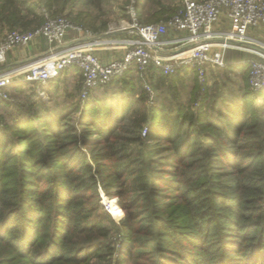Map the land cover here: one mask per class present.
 <instances>
[{
	"label": "trees",
	"instance_id": "trees-1",
	"mask_svg": "<svg viewBox=\"0 0 264 264\" xmlns=\"http://www.w3.org/2000/svg\"><path fill=\"white\" fill-rule=\"evenodd\" d=\"M108 1L0 0V31H31L39 27L44 22L43 8L82 22L91 16L85 8L101 11ZM149 2L159 7L151 11L150 24L167 21L179 9L167 12L164 0H144L140 9L136 8L140 24L149 12ZM226 62L228 66L240 60ZM61 76L54 79L56 85ZM172 77L153 68L148 80L158 90ZM137 79L146 93L142 79ZM111 84L117 87L121 84L124 93L133 90L128 78ZM100 91L103 96L99 98ZM111 91L116 90L108 85L98 87L88 95L84 107L64 113L51 114L47 105H39L42 111L20 105L12 123H0V240L8 244L13 256L36 264V257L45 255L33 250L43 247L39 243L42 230L49 227L55 243L51 249L46 248L50 256H45L43 263H88L90 256L82 255V249L72 243V237L91 235L85 239L86 243L108 236L104 222L109 217H95L99 208L93 198L98 197V184H101L106 190L122 187L121 195L131 200L130 204L122 205L127 212L123 222L126 235L118 264H181L189 253L188 246L199 236L205 237V233L209 234L208 238L218 239L221 249L228 248L219 256V259L227 258L220 264H238L235 257H230L239 252L237 244L246 251L243 258L237 257L243 259L239 263L251 258L250 264H264V90L253 92L252 97L249 89L239 100L224 99L221 104L214 101L207 105L208 96L202 88L196 94V108L180 106L167 111L141 107L133 112L127 108L130 102L114 100L117 99L114 94L111 95L114 101L109 102L106 97ZM257 101L262 104L256 105ZM134 111L139 116L130 125L134 136L122 137L121 126L131 119ZM75 112H80L79 125L72 121ZM123 140L129 144L165 145L152 147L148 157L142 153L129 163L130 151L126 143H121ZM22 144H26L24 149ZM86 148L97 151L88 155ZM120 155L126 158L118 160ZM174 160L180 167L195 171L187 173L189 178L183 184H192L194 205L190 208L195 207L196 218L192 211L184 223L162 215L170 210V203L155 199L164 194L159 185L168 182L165 170L170 169L167 172L172 175L180 170ZM217 165L230 166L241 179L227 187L215 178L222 175L215 172ZM157 167L164 171L155 170ZM125 178H128L126 182ZM240 186L243 193L233 197L216 191L230 192ZM216 204L230 214L224 216L217 211ZM213 216L223 223L217 221L216 229L210 234ZM239 240H251L253 244L246 247Z\"/></svg>",
	"mask_w": 264,
	"mask_h": 264
},
{
	"label": "rangeland",
	"instance_id": "rangeland-1",
	"mask_svg": "<svg viewBox=\"0 0 264 264\" xmlns=\"http://www.w3.org/2000/svg\"><path fill=\"white\" fill-rule=\"evenodd\" d=\"M143 1L144 0H109L101 11L85 8L84 11H89L91 16L82 22H76L74 21V18L68 19L76 25H81L93 31L94 36L97 39L105 40L109 38H122V36H119L118 34H121L122 32H128L126 30L128 29V27H121L126 25L128 22L132 24V18L130 14L131 10L136 8L139 10ZM180 4L181 0H164L163 5L165 6L164 8L167 12H172L173 10L177 9ZM158 8L159 7H155L152 2L147 3V12H149L145 14L143 25H146L147 23L150 24L149 19L151 18V11H156ZM169 18L170 15L166 19L168 20ZM9 31L10 30L0 31V38ZM175 35V33L169 32L166 37L167 39H171V37H174ZM92 41L93 40H91V42ZM242 46L243 50L240 51L227 50L226 60H240V62L231 63L226 68L208 66L205 68V75L203 79H201L194 70L186 68L180 71L178 74H175L174 77L169 78L167 83L160 89H153L154 93L152 95L148 92L145 93L143 91L141 82H139L138 79L137 81L134 79L131 80L133 90L128 91L127 93H124L125 90H121L123 89V86L121 85L122 83L118 84L119 87H117L116 85L114 86L112 84L108 85V87L115 88L116 91H111V94L108 95L106 99H108L109 102L114 100L130 102L127 106V108L130 109V112H133L134 109H140L141 107H146V109L149 110L163 108L167 111H175L180 106L196 108L198 106L196 94L199 89L202 88L205 91L204 93H206L208 96L207 105L214 101H217L218 104H221L222 100L224 99L239 100L240 97H243V92H245L246 90L249 91L250 89L247 87L249 85L248 62L249 60L253 59V53L255 54L259 52L264 54V41L247 40V44ZM61 79L62 78H60V83L57 85L55 84L54 80L51 81V83H48V85H46L47 89L42 86H39L38 83H34L35 87H28L26 90H24L22 87L17 86V83H15L17 87H14L11 92V100L9 102H5L4 106L0 110V123H2L3 125L6 123H12L13 118L19 113L20 105H23L27 109H32L33 111H42L39 105H47L49 107V113L51 114L64 113L66 111L75 110L79 106L84 107L87 103V98H81V87L83 79L81 81V84H78L77 86L74 85L72 87L63 84ZM172 79H175V82L173 81V85L171 84ZM38 88L41 91L47 93L41 95L39 92H37ZM103 91L98 92L97 96L99 98L103 96ZM112 94H114V97H117V99L112 100ZM254 95L255 94L253 93L252 97H254ZM142 99H144L143 103L140 102V100ZM260 104H262L261 101L256 102V105ZM136 111H134L133 114L131 113V119L126 120V122L123 123V126H121L122 129L119 133L122 137L128 138L134 136L132 130L130 129V125L134 118H139V116L136 114ZM79 117L80 112H75L73 114L72 121L75 125H79ZM144 127H146V125H144ZM7 133L8 135H10L9 132ZM121 143H126L125 147L129 148L128 150L130 151V156L127 160L129 161V163H131L130 160L133 161L134 158L141 157L140 154L142 153L143 155L145 154L148 157L150 149H152V147H161L165 145L164 143H153L150 146L149 144L141 145V143L129 144L130 142H126L124 140ZM25 145L26 144H22V149H24ZM85 151L88 155H91L97 150L86 148ZM135 151L138 152L135 154ZM166 155L167 154H164V156ZM123 158H126L125 155H120L117 159L120 160ZM174 162H176L179 166L176 160H174ZM215 167V172L222 174H217L215 178H217L218 180L220 179V181H222V183H225L227 187H231L236 180L241 179V176H236L237 171L235 169L230 168V166L220 167L219 165H217ZM178 168L180 170L177 171L176 175H172L170 174L171 172H167L170 171V169L165 170L166 172L164 173V175L168 182H165L164 185H159L162 191H164V194L162 196H158L155 199L156 201L161 200L166 201L168 204L170 203L168 206L170 210L168 212L163 213L162 215L173 216L177 221L181 220L182 223H184L188 220L187 216H189L192 211H194V219L196 218L195 207L192 208L193 210L190 208L192 205H194V198L191 197L193 191V188H191L192 184L191 182L189 186V182H185V184H183V181L189 178L187 173H189L190 171H195L190 170L188 167L182 168L179 166ZM160 169L164 171V168L161 167H157V169L155 170ZM223 171L226 172L223 173ZM153 173L155 174L156 171H154ZM97 179H99V177ZM127 179L128 178H125L124 182H126ZM236 189L230 192L222 191L219 189H217L216 191L225 194L227 197L240 195V193H243L244 191L242 186L237 187ZM121 190H106L101 184H98V197L93 198L94 203H96L97 207L99 208V212H97L99 214H95V217L100 215H106L109 217L104 222L107 228L106 232L108 233V236L106 238H98L95 239L94 242L85 243V239L92 237L91 235H74L72 237V243L78 244L79 249L81 248L83 251L82 255H85L86 257L90 256L89 262L85 264H118V258L121 255V252L124 251L122 244L124 242V236L126 235L123 222L127 216V212L122 205H125L126 203H131V200H128L130 197H123L121 195ZM180 198L184 199L180 200ZM110 199L113 200L112 204L114 203V207H111V203H105ZM215 206L216 209H218L217 211L223 213L224 216H228L230 214V212L227 210H220L217 204ZM187 207H189V213L186 211ZM213 218L214 216L211 219V221L213 222V226L210 229V234H212L211 232H213V229H216L217 221H221V223H223L222 219L218 217L215 219ZM42 233L43 238L39 243H41L43 247L36 248L35 250H33V252L41 253L45 256H48L50 250L47 249L52 248L51 245L55 243V240L53 237H51L52 230L49 227L43 228ZM208 235L209 234L205 233V237L201 235L198 237V241L194 240L192 242L193 244H191L190 246L187 245L189 251L186 252L189 253H187V255L185 256L186 260H182L181 264H198V262H201V264H220L222 259H227L226 256H221V258L219 259V256L223 252L225 253L226 247L224 248V250L221 249L218 239H215V237L213 236L211 238H208ZM233 239L235 240V238ZM51 240L53 242L49 244ZM239 243L240 245H245L246 247L253 244L251 240H239ZM103 245L105 246L104 248H102L101 250H97ZM195 246L203 247L204 250H200V248H196ZM226 246L232 245L228 244ZM236 246L238 247L237 251L239 252H235L230 257H235L234 261L238 264H250L252 262L250 260L251 258L248 259V262L242 261L239 263V261L243 259L238 260L237 257L243 258V254H245L246 251L243 249V247H239V244H237ZM226 249L228 250V248ZM11 251L12 249L10 247L8 248V244L0 240V264H31L25 258H18L16 256H13ZM231 251L233 250L231 249ZM44 257H36L38 261L36 264H48V262L43 263L46 261L45 259H43ZM262 257H264V255H262ZM173 259L174 261H178V259L176 260V258ZM55 264L75 263L60 261L56 262Z\"/></svg>",
	"mask_w": 264,
	"mask_h": 264
},
{
	"label": "built area",
	"instance_id": "built-area-1",
	"mask_svg": "<svg viewBox=\"0 0 264 264\" xmlns=\"http://www.w3.org/2000/svg\"><path fill=\"white\" fill-rule=\"evenodd\" d=\"M131 37L100 40L93 31L72 23L64 15H54L42 9L44 22L31 31H9L0 38V66L10 51L27 48L36 39L43 38L49 45L47 55L14 70L0 72V102L11 100L10 87L15 83L29 82L46 86L68 69L76 68L82 76L81 98L86 99L96 88L127 78L135 71L142 79L145 90L151 95L153 87L148 80L151 69L158 68L164 75L178 74L183 69L194 70L201 79L206 67L225 68L226 52L243 50L248 32L264 25V0H181L178 11L167 21L156 24H140L136 9L131 10ZM223 15L230 21L229 32L217 33L215 25ZM69 31L84 33L90 40L59 54ZM169 32L182 37L167 40ZM170 46L180 48L171 57L160 53ZM119 47L124 55L109 63L95 54V48ZM187 47V48H186ZM249 60V87L252 92L264 90V54ZM41 95L45 93L38 90Z\"/></svg>",
	"mask_w": 264,
	"mask_h": 264
},
{
	"label": "crops",
	"instance_id": "crops-1",
	"mask_svg": "<svg viewBox=\"0 0 264 264\" xmlns=\"http://www.w3.org/2000/svg\"><path fill=\"white\" fill-rule=\"evenodd\" d=\"M130 26H131V23L128 22L126 25L122 26L121 28H127V27L129 28ZM230 29H231L230 21L227 19L226 15H223L221 22L218 23L217 25H215V27H214V31L217 33L229 32ZM131 34H132V30H130L128 32H122L121 34H118V35L122 36V38L123 37L125 38V37H131L132 36ZM263 34H264V25H260L257 28H252L248 32V37H249L248 40L249 41L250 40H252V41H258V40L264 41L263 40L264 39ZM114 36H116V35H114ZM178 37H182V35L176 34L174 37H171V39H167V38L166 39L172 40V39H176ZM83 40H90V39L84 33L78 34L74 31H69L67 36H66L64 46L62 48L58 49L57 52L59 54H61L62 52L64 53L67 49L82 43ZM245 44H247V43H245ZM245 44H243V45H245ZM180 48L183 49L184 47L170 46L169 48H166L164 51H161L160 54L164 57H171V56H174L176 53H178ZM49 50H50V45L43 38L36 39L27 48H21V47L15 48L8 53L5 63L2 66H0V72L25 67L26 65L32 63L33 61L40 59L41 57H44L45 55H47ZM230 50L238 51L235 49H230ZM124 53H125V51L119 47L95 48V54L98 55L100 57V59L105 63H109L115 59L121 58L124 55ZM253 55H254V57H252V58H257V57H255L256 53L255 54L253 53ZM138 77H139L138 74L135 71H133L132 73L129 74V76L127 78L129 80L135 79L137 81ZM61 78H62L61 79L62 83L67 85V86H70V87H72L74 85L77 86L78 84H81V81H82V76H81L79 70L76 68H71V69L66 70L65 72L62 73ZM49 83H51V81ZM18 84L19 85H17V86L22 87L24 90H26L28 87H30V88L35 87L34 83L20 82ZM17 86L12 85L10 87V90H9L10 95H11V92L14 89V87H17ZM38 90H39V88H38ZM37 92H39V91H37ZM44 93H47V92H44ZM3 106H4V103L0 102V110L2 109Z\"/></svg>",
	"mask_w": 264,
	"mask_h": 264
},
{
	"label": "bare ground",
	"instance_id": "bare-ground-1",
	"mask_svg": "<svg viewBox=\"0 0 264 264\" xmlns=\"http://www.w3.org/2000/svg\"><path fill=\"white\" fill-rule=\"evenodd\" d=\"M112 202H113V200H108V201H106L105 203H111L112 204ZM111 207H114V203L112 204V206ZM116 215V214H115Z\"/></svg>",
	"mask_w": 264,
	"mask_h": 264
}]
</instances>
